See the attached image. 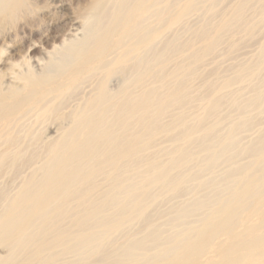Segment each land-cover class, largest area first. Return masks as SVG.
Wrapping results in <instances>:
<instances>
[{
    "label": "bare ground",
    "instance_id": "1",
    "mask_svg": "<svg viewBox=\"0 0 264 264\" xmlns=\"http://www.w3.org/2000/svg\"><path fill=\"white\" fill-rule=\"evenodd\" d=\"M0 264H264V0H0Z\"/></svg>",
    "mask_w": 264,
    "mask_h": 264
},
{
    "label": "rangeland",
    "instance_id": "2",
    "mask_svg": "<svg viewBox=\"0 0 264 264\" xmlns=\"http://www.w3.org/2000/svg\"><path fill=\"white\" fill-rule=\"evenodd\" d=\"M194 19V18H193ZM251 48V47H250ZM246 51H248V50H246ZM242 53H243V51H242ZM242 53H240L241 55H240V57H242V56H244V53H243V55H242ZM239 57V58H240ZM119 78L120 77H114V78H112V80H111V82H110V85L112 86V87H115L120 81H119ZM119 81V82H118Z\"/></svg>",
    "mask_w": 264,
    "mask_h": 264
}]
</instances>
